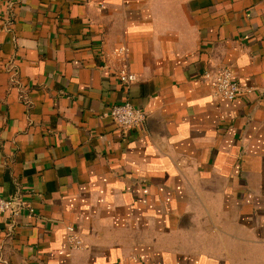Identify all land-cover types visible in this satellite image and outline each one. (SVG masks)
<instances>
[{
    "label": "crops",
    "instance_id": "1",
    "mask_svg": "<svg viewBox=\"0 0 264 264\" xmlns=\"http://www.w3.org/2000/svg\"><path fill=\"white\" fill-rule=\"evenodd\" d=\"M0 196V264H264V0H0Z\"/></svg>",
    "mask_w": 264,
    "mask_h": 264
},
{
    "label": "built area",
    "instance_id": "2",
    "mask_svg": "<svg viewBox=\"0 0 264 264\" xmlns=\"http://www.w3.org/2000/svg\"><path fill=\"white\" fill-rule=\"evenodd\" d=\"M118 78L122 83L129 84L137 79L135 73L129 72L126 69H121L118 72ZM204 80L210 82L214 94L218 98L224 100H233L241 93V87L238 84L233 70L229 67H223L214 73L205 72L202 75ZM109 115L113 119L118 128L128 130L144 123L145 112L136 108L129 102L114 104L109 109ZM18 199L13 197L0 196V213L16 212L24 210V206L18 202ZM31 211V210H29ZM69 232L68 240L74 247L81 246V240L71 226L67 227Z\"/></svg>",
    "mask_w": 264,
    "mask_h": 264
}]
</instances>
